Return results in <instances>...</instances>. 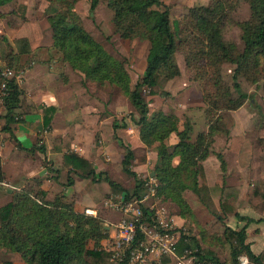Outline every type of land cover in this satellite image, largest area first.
I'll return each instance as SVG.
<instances>
[{"label": "trees", "instance_id": "trees-1", "mask_svg": "<svg viewBox=\"0 0 264 264\" xmlns=\"http://www.w3.org/2000/svg\"><path fill=\"white\" fill-rule=\"evenodd\" d=\"M10 1L0 0V6ZM55 1L61 5V11L47 17L53 48L61 54L62 62L83 78V82L87 79L99 84L108 82L117 87L138 111L139 117H132L131 121L138 127L140 142L147 148L155 149V178L160 183L158 190L164 199L172 201L178 208V215L184 216L191 213L183 196L185 191L190 190L212 214H218L212 204L202 162L210 153L213 134L222 130L219 126L221 117L216 111L236 110L246 99L251 98L240 90L237 78L242 76L253 83L259 80L264 83V0H248L250 18L239 24L244 44L241 52H237L233 44L224 43L221 37L226 14L223 0H216L209 7L189 9L192 27L197 33L189 36V39L192 38L193 48L189 56H186V62L198 70V79L204 81L203 101L207 106L208 119L207 132L199 133L194 142L189 141L192 127L188 120L180 128L178 117L165 114L162 110L149 118V106L143 95V91L147 90L151 96L159 95L167 107L175 108L178 105L173 95L159 91L157 86L160 77L170 80L180 74L175 57L177 33L172 30L169 9L163 0H106L113 12L112 20L121 39L146 37L150 42L144 70L137 75L133 87L126 61L107 53L82 26L80 18L73 11L77 0ZM101 1L90 0V11H95ZM13 45L16 55L28 53L31 48V44L24 38L14 40ZM7 57L11 66H14L12 55L8 54ZM224 62L234 65L232 78L237 97H233L220 80L219 68ZM1 69L0 63V71ZM7 87L9 93L3 103L6 125L2 130L10 133L8 124L15 121L14 110L24 104L20 99L22 92L13 79L8 82ZM45 111L52 112L54 109L47 108ZM109 115L106 111L100 115V119ZM49 121L50 117L44 113V126ZM125 127L124 119L112 125L113 138L125 149L120 172L137 182L133 192L123 191L124 199L129 200L137 196L141 182L137 181L136 174L130 167L134 159L133 151L116 135L118 128ZM171 134H175L177 140L169 147L167 139ZM73 137V127H70L66 136L57 141L66 149L63 158L64 165L68 167L66 185L73 184L72 175H75L88 180L92 185L91 189L98 190L107 185L111 191H121V184L115 183L105 172L96 173L91 163L71 152ZM228 140L234 142L244 138L238 136ZM38 149L45 152L43 146ZM25 150L32 152L34 149ZM217 157L220 159V168L224 171L221 155L218 154ZM184 173L188 174L190 182L184 179ZM4 180L0 159V183ZM87 192L95 203L99 202L92 190ZM42 194L41 197H33L27 191L15 193L8 203L0 206V248L19 254L25 264H85L82 263L83 256L89 257V264L107 263L109 253L99 249L101 240L106 237L101 220L76 210L72 202L64 201L62 194H59L61 197L55 196L52 201L44 200ZM246 194L248 198L258 195L264 200V180ZM226 198L227 195L222 190L219 207L225 216L231 213L238 222H245L237 229L229 226L224 228V240L231 248V263L239 264V257L244 256L251 264H264V249L258 254L252 251L247 231L251 223L264 222V218L252 219L241 215L226 203ZM142 210L144 218L148 219L146 209ZM184 250H194L193 254L200 264H223L214 252L201 248L195 237L179 231L177 254L180 255ZM167 260L168 257H163L161 261L165 263Z\"/></svg>", "mask_w": 264, "mask_h": 264}, {"label": "rangeland", "instance_id": "rangeland-1", "mask_svg": "<svg viewBox=\"0 0 264 264\" xmlns=\"http://www.w3.org/2000/svg\"><path fill=\"white\" fill-rule=\"evenodd\" d=\"M27 1L30 7L27 13V18H30V22L34 24L40 19L47 18L48 16L54 15L57 12L61 11V5H59L55 0ZM215 1L216 0H163V3L169 9V20L172 30L177 33V51L175 57L180 69V74L170 80L160 77L157 81V86L159 88V91H166L173 95L178 101V105L175 108L167 107L163 104L162 98L159 95L151 96L148 94L147 90L143 91V95L149 106V118L156 115L157 112L162 110L163 112H165V114H173L178 117L180 128H182L185 120H188L192 127L189 134L190 142H194L196 136L199 133L207 132L208 119L206 117L207 106L203 101L202 87L204 81L198 79V70L194 68V66H190L189 63L186 62V56H189L188 54L193 48V46H191L192 38L189 39V36L192 33H197L192 27V20L189 16V9L200 6L209 7L212 6ZM89 3L90 0H77L73 5L74 13L80 18L84 29L104 48L107 53L119 60L126 61L128 65L127 71L131 78V87H133L137 75L144 70L150 42L146 37H136L130 40L121 39L112 20L113 12L108 7L106 0H102L93 12H91L89 9ZM223 4L226 14L224 24L221 27V37L224 43L233 44L236 51L241 52L244 48V44L242 41V32L240 30L239 24L249 20L250 18V7L248 0H223ZM6 9H11V6L0 8V10H2L1 13L7 11ZM1 16L2 14H0V17ZM4 46L6 49L5 51ZM8 47H10L9 43L2 36V39H0L1 68L7 66L12 68L16 74H22L20 69H17L15 66H11L12 63L10 60H8L9 58L7 57V55L9 54ZM58 59L61 60V55L58 57ZM233 70L234 65L228 62H224L220 65L219 76L221 82L228 87L232 96L237 97L238 94L233 86ZM86 82L88 84V87H86L85 92L81 90L80 87L74 92L72 91L71 96L74 100H76L77 102L83 101L84 98L85 100H87L88 95H91L92 103L94 106H99L101 108L102 103H104V109H109L117 116L116 121L120 122L121 119H125L128 124L134 127V123L131 121V118L133 117L137 119L139 117L138 111L130 104L127 97L123 95L117 87L110 85L108 82L99 84L89 79L83 82V85H85ZM237 82L240 84V90L244 93H247L251 98L246 99L243 102L242 106H240L236 110L216 111V114L221 117V123L219 126H221L222 130H218L214 134L217 133L220 137H222V139H225L228 142V139H231L232 137L231 131L224 123V118L228 121H232V117L235 118V120H239V118H237L239 113L243 117L240 119V121L244 123L245 131H247L246 138L248 140L251 139V145L254 146L253 149L250 146L251 155L254 156V162H260L262 164L264 154V83L262 80L253 83L251 81H247L242 76H239L237 78ZM97 98L99 100L102 99L103 101L100 100L98 102V100H96ZM4 114V109L0 108V115ZM102 137L103 136H101L99 133L94 136V148L98 152L101 151V153H98L99 157L101 161L107 163L106 157L104 156V154H102ZM176 140L177 139L175 137V134H171L167 139V145L169 147H172L176 143ZM40 141H42V139H40ZM42 145L43 144L38 141V144L34 146V148L37 149V154L43 158V152L39 151L38 149L39 146ZM155 153L156 152L154 148H145L144 152L140 150L135 151V154L137 155V157H141V160L137 161L136 163L132 162L130 167L131 170L136 174L137 181L141 182V186L137 191V196L135 195L132 198H141L142 196L149 194V191L146 190L144 183L145 181H149L151 177L155 178ZM31 163H29L30 167H32V165H35L33 168H31V170L33 171L32 175H35V177L33 178L34 182H39L44 178V180H49V182H51V185H53L54 181H57L58 178L60 179V186L54 185V190H51V195H53L56 190L61 189V187H64V189L69 187L66 185L67 172L64 166H62L60 169L62 173L58 175L59 170L53 169L54 164L52 160H47V158H44L41 162L42 165H40L39 160L36 161V164ZM45 170H48L49 173L57 172L58 176H55L53 174L49 176L47 175L48 173H44ZM41 173L45 176H41ZM105 174L115 183L121 184V186L124 185V188L122 187L121 191H111L109 190L107 185H104L100 187V189L96 190L97 188L91 189L90 187L92 185L88 182L85 190L93 191L94 196L99 199V205L92 208L84 206L85 208L81 207L78 208V210L80 209V211L84 215H88L86 214V209L95 210V216H88L97 217L101 220L102 226L108 224L113 228L112 225L119 221L120 213L115 208H106L104 202L108 199H112L113 201L118 202L124 197L123 191L128 193L134 191V187L137 185V182L132 178L125 177L116 168L111 167L108 171L105 172ZM187 177L188 174L184 173V179L190 182ZM253 178H256V175H251V179H249V182H256V180H254ZM155 179L156 181H158L157 178ZM15 181L18 182V184H23L25 187H22L19 189V191H17L12 187L11 184H9V186H3L1 184H3L4 182L0 183V206L8 203L15 193H23L27 191L33 197H41V193L38 190H35L36 183H33V181L27 184L25 183L27 182V180ZM15 181L8 182L15 183ZM159 184L160 183L158 181V186L156 188L157 200H155L151 196H148L143 205L148 206L150 204V201L152 200L157 202L158 206L164 207L170 215L176 216L178 225V228L176 229L178 231V234L180 231L187 234L189 237H195L199 241L201 248L210 250L215 253L219 262L223 264H232L230 258L231 248L229 244L226 243L223 237V231L226 226L234 229L236 228L234 225L235 220L232 219V217H228L232 216V214L229 213L227 216H225L226 214L224 213V211H222L220 207H216L214 205V201L210 195L212 204L218 212V214H212L199 201V199L193 192L187 190L184 192L183 196L191 209V213H186L184 216H179L178 208L175 206V204L172 201L164 199V196L159 192ZM252 187L256 186L250 185L248 190ZM59 194L60 193H57L55 194V196L61 197ZM232 194L234 195V197H236L238 193L232 192ZM257 196L258 195L248 198L246 194V204L252 205V207H254L253 204H255L257 201L261 204L260 206L264 207V200H262L260 196ZM215 203H217L216 197ZM226 203H229L232 207L234 206V203L232 201H227ZM245 212V210L242 211L243 214ZM250 214L253 215L252 212ZM219 217L222 218L219 219ZM251 227H253V230L248 233V238L255 239L257 234L260 233V229L255 228L254 225H251ZM109 233L110 232L106 233V237L101 240L100 246L102 242L107 239ZM253 243L255 242H252V244ZM258 244V249H264V240L262 242H258ZM191 252H194V250H191ZM162 258L163 257H161L160 260H162ZM89 261V257L83 256L82 263L89 264ZM3 262H11L12 264H25L24 260L19 254L14 253L7 248L1 247L0 264ZM149 264L175 263L170 258H168L167 262L165 263L162 261L160 263L158 259L154 258V260L150 261ZM239 264H246V258L244 256L239 257ZM249 264L251 263L249 262Z\"/></svg>", "mask_w": 264, "mask_h": 264}, {"label": "crops", "instance_id": "crops-1", "mask_svg": "<svg viewBox=\"0 0 264 264\" xmlns=\"http://www.w3.org/2000/svg\"><path fill=\"white\" fill-rule=\"evenodd\" d=\"M5 6H11V9H6L7 11L3 13L0 10V14H2L0 17V39L3 36L7 40L10 46L8 47V53L14 59V66L22 72V80L17 85L22 92L20 99L24 105L14 110L15 121L8 124V128L11 130L10 133L2 130L6 122L4 115H0V159L6 179L1 185L9 186L11 184L13 188L19 191L20 188L25 186L18 184L15 180H27L26 184L33 181L35 175H32L31 168L35 165L30 167L29 163L36 164V161L39 160L40 165H42L41 162L44 158L53 161V169L59 170L58 175L62 173L60 171L62 166L68 172V167L63 163L66 149L57 141L66 136L70 127H73L74 133L70 147L71 152L91 163L96 173L106 172L111 167L120 171L125 149L113 138L112 125L114 122H118L116 121L117 116L109 109L105 110L104 103H102L101 108L94 106L91 95H88L87 100L84 98L83 101L78 102L72 98V91L74 92L80 87L85 92L88 84L86 82L83 85V78L76 75L65 63L58 59L61 54L52 46L51 30L47 18L40 19L35 24L31 23L30 18H27L30 9L27 0H11L0 6V8ZM22 38L27 39L31 44L30 51L16 55L13 41ZM96 100L98 102L103 101L98 98ZM47 108H53L54 111L46 112L45 109ZM106 111L110 115L105 119H100V115ZM44 113L50 117L49 123L45 126L43 122ZM237 118L239 120L232 117V121L224 118V123L231 131V137L241 136L244 140L234 142L228 140L227 142L217 133L214 134L213 142L209 148L210 153L202 162L204 176L216 207H219L223 190L227 195L226 201L234 203L235 211L252 219L264 218V207L260 206V203L256 201L253 204L254 207L246 204V193L250 185L258 187L260 181L264 180V157L262 164L254 162V156L251 155L250 150L254 146L251 145V139L246 138L245 125L240 121L243 117L238 113ZM124 121L126 127L118 128L116 135L133 151L134 159L132 162L136 163L141 160V157H137L135 151L144 152L147 147L139 140L138 127L135 124L134 127L131 126L125 119ZM97 133L103 136L101 148L107 163L101 161L98 154L101 151L98 152L94 148V136ZM38 141L43 144L42 146L45 149L43 158L37 154V149L34 148ZM30 148L34 149L33 152L25 150ZM218 154L221 155L224 162V171L220 168ZM44 173H48L49 176L52 174L58 176L57 172L49 173L48 170H45ZM251 175H256V178H253L256 182H249ZM41 176L45 175L41 173ZM72 178L73 184L71 186L65 188L66 190L61 187L53 195H51V190H54V185L60 186L61 181L59 178L54 181L53 185L44 178L39 182L33 181V183H36L35 190L43 193L42 195L46 201H52L55 194L60 193L64 195V201L74 204L76 210L81 207L92 208L98 206L99 202L95 203L85 190L88 180L78 178L75 175H72ZM8 181H15V183ZM122 187L124 188V185ZM232 192L238 193L237 196L234 197ZM215 197L217 203H215ZM244 210L247 214L242 213ZM251 212L253 215L250 214ZM228 217L235 220V229L245 223L244 221L238 222L233 215ZM251 225L260 229V233L257 234L255 239L248 238L252 251L258 254L263 250L258 249V242L264 240V222L251 223L247 228L248 233L253 230ZM108 226H103L105 233H112L111 227L108 229ZM252 242L255 243L252 244Z\"/></svg>", "mask_w": 264, "mask_h": 264}, {"label": "built area", "instance_id": "built-area-1", "mask_svg": "<svg viewBox=\"0 0 264 264\" xmlns=\"http://www.w3.org/2000/svg\"><path fill=\"white\" fill-rule=\"evenodd\" d=\"M17 84L22 80V74H16L12 68L3 67L0 71V108L3 109L4 98L8 95L7 84L10 80ZM149 194L141 198L134 197L118 202L108 199L104 202L106 208H115L120 213L119 221L111 227L109 233L99 249L109 253L106 264H149L154 258L160 261L161 257L170 258L175 264H200L190 250L177 254L179 234L176 216L170 215L164 207L150 201L148 206L144 202L148 196L157 200L158 181L150 178L144 183ZM142 206H141V205ZM146 209L148 219L144 218ZM86 214L94 215L95 210L86 209ZM180 228V227H179ZM246 258V257H245ZM246 264H249L246 258Z\"/></svg>", "mask_w": 264, "mask_h": 264}]
</instances>
